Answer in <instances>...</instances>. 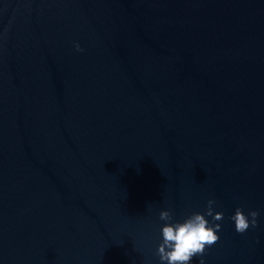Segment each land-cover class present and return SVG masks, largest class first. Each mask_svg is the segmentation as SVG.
Segmentation results:
<instances>
[{
	"label": "water",
	"instance_id": "obj_1",
	"mask_svg": "<svg viewBox=\"0 0 264 264\" xmlns=\"http://www.w3.org/2000/svg\"><path fill=\"white\" fill-rule=\"evenodd\" d=\"M210 197L264 264V0H0V264H159Z\"/></svg>",
	"mask_w": 264,
	"mask_h": 264
},
{
	"label": "clouds",
	"instance_id": "obj_2",
	"mask_svg": "<svg viewBox=\"0 0 264 264\" xmlns=\"http://www.w3.org/2000/svg\"><path fill=\"white\" fill-rule=\"evenodd\" d=\"M73 47L82 51L79 42L74 41ZM216 201L208 198L203 211H192L179 218H175L168 208H160L158 218L159 239L156 242L154 254L159 264H193V257L198 264H205L204 251L219 239V230L224 213L215 210ZM259 211L249 208L245 212L239 205L229 215L234 229L239 233L246 232L250 227L258 224Z\"/></svg>",
	"mask_w": 264,
	"mask_h": 264
}]
</instances>
